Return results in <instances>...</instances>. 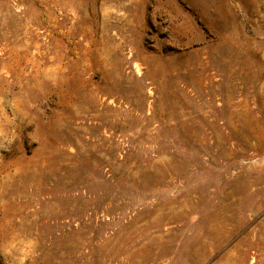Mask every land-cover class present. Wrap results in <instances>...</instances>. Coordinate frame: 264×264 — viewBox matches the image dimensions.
I'll use <instances>...</instances> for the list:
<instances>
[{"label":"rangeland","instance_id":"obj_1","mask_svg":"<svg viewBox=\"0 0 264 264\" xmlns=\"http://www.w3.org/2000/svg\"><path fill=\"white\" fill-rule=\"evenodd\" d=\"M0 264H264V0H0Z\"/></svg>","mask_w":264,"mask_h":264}]
</instances>
